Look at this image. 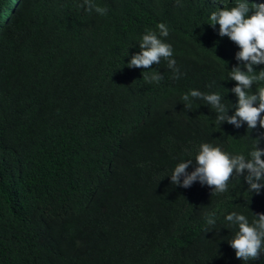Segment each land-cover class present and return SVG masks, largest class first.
<instances>
[{"label": "trees", "instance_id": "16d2710c", "mask_svg": "<svg viewBox=\"0 0 264 264\" xmlns=\"http://www.w3.org/2000/svg\"><path fill=\"white\" fill-rule=\"evenodd\" d=\"M82 3L0 0V264H264L228 243L238 226L226 215L264 214L246 171L219 194L170 182L179 162L194 170L202 143L247 157L261 137L218 127L203 100L183 105L193 89L237 103L232 58L221 43L200 50L212 35L203 1L93 0L104 16ZM160 23L179 78L164 59L127 67L141 31ZM154 72L163 80L148 83Z\"/></svg>", "mask_w": 264, "mask_h": 264}, {"label": "clouds", "instance_id": "9594fccd", "mask_svg": "<svg viewBox=\"0 0 264 264\" xmlns=\"http://www.w3.org/2000/svg\"><path fill=\"white\" fill-rule=\"evenodd\" d=\"M202 1L201 7L207 12L206 26L212 35L200 50L205 47L218 49L221 43L224 49L221 51L232 58L227 79L236 82L230 91L237 97V103L235 110L229 109L222 102L224 99L220 93L206 94L193 89L181 96L183 105L191 109L194 99L203 100L215 109L212 113L218 127L228 124L244 128L247 125L249 131L257 127L261 137L252 139L254 143L247 157L243 154L230 155L219 146L202 143L195 157L194 170L187 171L193 164L192 159L179 162L170 176V182L188 188L198 181L201 185L209 186L212 194H219L228 190V183L234 174L239 177L246 171V192L263 191L264 198V159H261L264 149L257 147L260 139L264 138V86L252 92L253 85L264 83V0ZM176 4L182 6L181 0H176ZM79 6L88 13L95 11L101 16L107 15L108 11L106 7L93 3V0H83ZM157 28L158 34L152 28L141 31L135 42L138 44L140 40V51L132 56L127 55V67L150 69L153 64L158 65L164 59L167 67L173 71V78H179L173 48L165 42L169 28L164 23L158 24ZM163 78L159 72L144 76L148 83H159ZM96 113L97 109H91L90 118ZM261 202H258L257 209L264 213ZM254 216L256 219L252 223H249L245 215L236 212L225 217L230 226H238V231L228 243L235 250L236 258L241 261L259 259L264 253V214ZM206 223L215 225L214 213L206 214Z\"/></svg>", "mask_w": 264, "mask_h": 264}]
</instances>
